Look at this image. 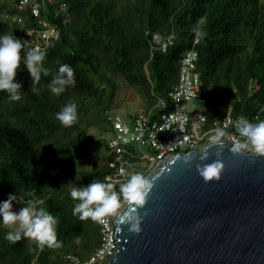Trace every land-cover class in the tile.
<instances>
[{"label":"trees","instance_id":"obj_1","mask_svg":"<svg viewBox=\"0 0 264 264\" xmlns=\"http://www.w3.org/2000/svg\"><path fill=\"white\" fill-rule=\"evenodd\" d=\"M17 2L11 7L14 19H0V35L29 43L35 36L25 37L23 29L38 27V21ZM5 8L0 0V10ZM42 10L57 25L58 38L48 46L40 80L33 84L22 49L15 77L21 100L10 101L0 91V200L9 193L21 194L24 206L43 199L58 217L61 245L49 248L29 238L13 244L5 234L14 229L0 224V264H65L66 255L85 259L99 246L100 223L74 216L69 193L93 179L109 182L107 134L116 77L143 94L141 110L122 115L133 119L153 109L157 116L171 108L183 54L195 48L206 127L227 114L249 118L264 101V0H57ZM155 33H174V43L166 51L152 48ZM61 64L73 68L75 85L55 96L48 85ZM159 98L166 108L156 107ZM69 103L77 105L78 119L65 127L55 113ZM92 126L104 134L90 133ZM94 155H105L107 164L89 168L86 159Z\"/></svg>","mask_w":264,"mask_h":264},{"label":"water","instance_id":"obj_2","mask_svg":"<svg viewBox=\"0 0 264 264\" xmlns=\"http://www.w3.org/2000/svg\"><path fill=\"white\" fill-rule=\"evenodd\" d=\"M224 141L219 157L208 142L169 153L147 174L153 188L138 209L139 231L114 216L117 247L104 264H264V157L233 153ZM218 158L219 178L206 181L197 164Z\"/></svg>","mask_w":264,"mask_h":264},{"label":"built area","instance_id":"obj_3","mask_svg":"<svg viewBox=\"0 0 264 264\" xmlns=\"http://www.w3.org/2000/svg\"><path fill=\"white\" fill-rule=\"evenodd\" d=\"M57 0H18L19 10H29L33 19H37L38 27H25V37L34 35L28 43V48L40 49L47 52L52 40L58 38L57 25L46 16H42V9ZM64 6V3H62ZM22 22V18H18ZM175 34L162 35L155 33L152 48L166 51L174 43ZM197 41V39L195 40ZM198 52L195 48L184 52L179 72V81L170 93L171 108L161 111L154 116L153 109L141 112L133 119L122 115H109L112 123V133L108 138L110 159L108 161L110 173L106 180L113 183L115 190L119 184L125 182L127 173L141 170L145 176L154 169L169 153L177 151H191L199 149L203 144L210 142L217 129L223 128L226 132L223 139L229 140L232 146L242 138L235 129L237 119L231 114L214 121L206 127L205 97L202 92V82L197 68ZM198 101L203 105H196V111L190 114L184 104ZM156 107H167V102L159 98ZM250 122L264 120V101L260 103L251 117ZM139 151V152H138ZM246 152H251L247 150ZM252 153V152H251ZM125 169L122 174L120 169ZM126 201H121V207ZM120 210V209H119ZM118 210V211H119ZM112 217L105 218L100 223L101 242L88 258L82 259L78 255L68 254L65 264H104L114 255L117 247L115 242V226Z\"/></svg>","mask_w":264,"mask_h":264},{"label":"clouds","instance_id":"obj_4","mask_svg":"<svg viewBox=\"0 0 264 264\" xmlns=\"http://www.w3.org/2000/svg\"><path fill=\"white\" fill-rule=\"evenodd\" d=\"M28 41L16 37L14 34L0 35V91L7 93L10 101H20L22 98V85L15 80L17 69L21 63V50L25 49L23 65L30 73L33 84L40 80L42 62L46 53L43 50L28 48ZM48 70H44V75ZM75 85L74 70L68 64H61L57 73L53 76L48 85L51 93L60 96L69 86ZM33 91H37L33 87ZM62 126L70 127L78 119L77 105L69 103L64 105L60 111L55 113ZM235 129L242 138L231 147L233 153H240L250 150L258 157H264V120L255 123L245 117H239ZM226 132L223 128L217 129L210 137L209 147H217V156L225 147ZM208 151H202L199 159L207 160ZM192 155H185L184 162L191 163ZM223 164L221 160L215 159L211 163L197 164V170L207 181L212 178H219ZM120 172L125 173L121 168ZM125 182L119 184V190H115L113 183L93 179L91 183L83 187H73L69 193L75 201L72 213L78 216L81 221L91 219L93 222L103 223L105 218L118 216L120 223L129 224L131 230L139 231L142 217L138 209L142 208L147 197L153 188V180L147 178L140 172L127 173ZM31 195V193H28ZM126 201L128 209L123 213L121 201ZM13 201H17V195L9 193L6 200L0 201V224L13 227V231L5 234V239L16 243L21 238H32L38 241L41 246L60 247L61 242L57 239L58 217L49 212L43 199H35L27 206L13 210Z\"/></svg>","mask_w":264,"mask_h":264},{"label":"rangeland","instance_id":"obj_5","mask_svg":"<svg viewBox=\"0 0 264 264\" xmlns=\"http://www.w3.org/2000/svg\"><path fill=\"white\" fill-rule=\"evenodd\" d=\"M5 4H6L7 8H5L4 11H3V9L0 10V19L4 22L8 23L9 21L14 19V15L12 14V11H11L13 0H5ZM68 21H73V17H71V14H70V16L68 14ZM116 82L119 85V86L117 85L119 90L117 91V95L115 97V102L111 107V110L113 111V113H111V115H122V113H129L131 111L138 113L139 110H141V105H142L141 103L143 102V97H142L143 94L135 86H131L128 83H126L124 81V79L121 77H116ZM196 105H200L201 108L203 107V105L201 103L194 100V101L185 103L184 108L186 111H188L190 114H192L193 112L196 111V109H195ZM92 109H93V107L91 104L90 110H92ZM122 116H124V115H122ZM87 129L90 133H93L97 136L100 134H104L103 132H101V130L98 127L92 126V127H87ZM110 136L111 135L108 132L107 137L109 138ZM104 158H105V155L104 156L94 155V156L90 157L89 159H86L87 160L86 163H87L89 168L99 167L101 165L107 164V160L106 159L104 160ZM102 160H104V161H102ZM138 172L141 173V170ZM145 176H147V175H145ZM15 195H17V201H13V210L14 211L18 210L20 207L24 206L23 196L19 193L15 194ZM7 197L2 198L0 201L6 200ZM7 227L9 229H14L13 227H10V226H7ZM29 242L32 244H39L38 241H36L35 239H32V238H29Z\"/></svg>","mask_w":264,"mask_h":264}]
</instances>
